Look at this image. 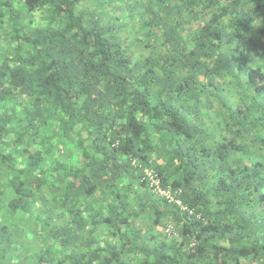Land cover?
<instances>
[{"label": "trees", "instance_id": "obj_1", "mask_svg": "<svg viewBox=\"0 0 264 264\" xmlns=\"http://www.w3.org/2000/svg\"><path fill=\"white\" fill-rule=\"evenodd\" d=\"M82 1L0 0V264H264V0Z\"/></svg>", "mask_w": 264, "mask_h": 264}, {"label": "rangeland", "instance_id": "obj_2", "mask_svg": "<svg viewBox=\"0 0 264 264\" xmlns=\"http://www.w3.org/2000/svg\"><path fill=\"white\" fill-rule=\"evenodd\" d=\"M130 2H133V0H128ZM134 4V3H133ZM109 6L110 9H112L115 13H121L122 17H126L127 13L131 12V8L129 11V7H132L133 5L129 6L130 3H127V0H83L82 6H88L91 9H95L97 11H100L102 8H105L106 6ZM141 7L135 8V12L140 10Z\"/></svg>", "mask_w": 264, "mask_h": 264}, {"label": "built area", "instance_id": "obj_3", "mask_svg": "<svg viewBox=\"0 0 264 264\" xmlns=\"http://www.w3.org/2000/svg\"><path fill=\"white\" fill-rule=\"evenodd\" d=\"M148 174H149V177L152 180V182L155 184L156 190L159 193H161L162 195L167 196L168 198L172 199L171 193L168 190L161 189L159 187V179L156 177V175L153 172H151V171H149Z\"/></svg>", "mask_w": 264, "mask_h": 264}]
</instances>
